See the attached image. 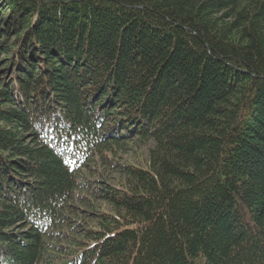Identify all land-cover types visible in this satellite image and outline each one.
Listing matches in <instances>:
<instances>
[{"label":"trees","instance_id":"trees-1","mask_svg":"<svg viewBox=\"0 0 264 264\" xmlns=\"http://www.w3.org/2000/svg\"><path fill=\"white\" fill-rule=\"evenodd\" d=\"M0 264H264V0H0Z\"/></svg>","mask_w":264,"mask_h":264},{"label":"rangeland","instance_id":"rangeland-1","mask_svg":"<svg viewBox=\"0 0 264 264\" xmlns=\"http://www.w3.org/2000/svg\"><path fill=\"white\" fill-rule=\"evenodd\" d=\"M135 142L136 141H133L132 143L124 147L123 148L124 150L117 155V159L120 162H123L126 159L127 160L130 159V161H132L134 164L144 166V159L147 156L146 155L147 147L150 145V142L148 143V145L145 146H141ZM88 164L89 165L85 169L84 174H86L89 180L93 182L95 180H98L99 182H110L109 178L113 174L111 173L107 165L105 164L102 165L98 161L89 162ZM83 192H84L83 196H88L87 191H83ZM84 202L86 203L87 201ZM71 205L73 206V209H71V212L67 214L68 216L67 220L69 221L61 229L66 233L67 238H70L69 236L71 235L77 238L78 235L75 234V230H77L78 228L80 229L84 226L89 227L90 225L89 223L91 222L88 217L89 214H87L86 211L93 213L92 212L93 210L90 209L89 207L84 206L81 198L74 199ZM104 208L108 209V207H104ZM71 227H75L74 230H71L70 229ZM61 243H63V241H61L60 244Z\"/></svg>","mask_w":264,"mask_h":264}]
</instances>
